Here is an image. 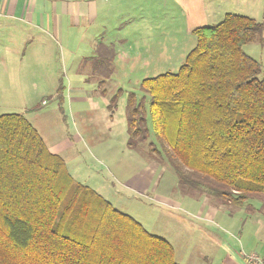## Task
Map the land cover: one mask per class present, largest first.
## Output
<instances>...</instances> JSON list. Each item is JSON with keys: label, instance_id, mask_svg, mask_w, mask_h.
<instances>
[{"label": "trees", "instance_id": "trees-1", "mask_svg": "<svg viewBox=\"0 0 264 264\" xmlns=\"http://www.w3.org/2000/svg\"><path fill=\"white\" fill-rule=\"evenodd\" d=\"M263 32L235 14L193 29L178 71L146 78L142 97L128 96L127 147L164 154L180 184L208 178L235 205L264 194V80L243 52ZM113 58L102 42L91 57L109 75ZM0 264L177 263L167 240L75 182L25 116L9 113L0 115Z\"/></svg>", "mask_w": 264, "mask_h": 264}, {"label": "rangeland", "instance_id": "rangeland-1", "mask_svg": "<svg viewBox=\"0 0 264 264\" xmlns=\"http://www.w3.org/2000/svg\"><path fill=\"white\" fill-rule=\"evenodd\" d=\"M51 1L57 3V14L68 25L63 28L61 39L57 37L50 47L58 83L50 84L42 79L29 81L26 79L29 75L25 74L23 80L14 81L9 74H0V115L25 116L44 141L51 133H57L58 139L68 137L67 132L73 135L72 116L80 115L86 123L90 122L93 134H99L95 153L89 157L86 140L79 139L77 143L73 135L78 154L70 151L64 157L74 164L88 157L86 164L78 166L84 169L81 174L86 178L80 177L78 168L71 169L70 165L67 172L75 182L94 190L113 208L133 217L147 232L167 240L177 263L219 264L223 251L224 255L246 256L256 248L258 252L259 247L264 254V206L257 198L264 204V194L249 200L256 211L248 210L245 205L239 207L224 198L222 193L226 189L218 183L192 175L187 184H180L164 154L160 158L146 153V148L139 145L131 150L126 145V100L130 94H135L137 99L142 97V80L165 72L174 74L184 63L196 44L191 28L200 26L191 21V13L177 0ZM83 3H90L93 11L98 7L93 22L81 14L62 15L60 8L64 5H72L74 9ZM258 6L256 11L241 6L217 7L205 26L218 24L225 14L247 16L264 25V2ZM93 37L98 42L111 44L114 49L113 74L93 71L95 60L91 57L95 50L91 54L88 47ZM243 52L260 64L258 78L264 80V32L243 46ZM70 75L80 80L88 78L91 82L108 80L96 85L77 83L81 89L68 90L65 84ZM115 95H118L115 107L107 108ZM88 99L97 102L99 107L91 108ZM71 100L74 102L69 108ZM132 156L144 159L136 162ZM192 196L194 200L187 204L206 206L202 218L186 213L193 210L186 205ZM178 203L183 207L179 208ZM212 208L216 214L209 223L205 216Z\"/></svg>", "mask_w": 264, "mask_h": 264}, {"label": "crops", "instance_id": "crops-1", "mask_svg": "<svg viewBox=\"0 0 264 264\" xmlns=\"http://www.w3.org/2000/svg\"><path fill=\"white\" fill-rule=\"evenodd\" d=\"M182 4L188 12L191 13L190 19L192 22L200 25L199 27H204L205 23L213 16L215 9L220 6H229L233 8L242 7L244 9H250L256 11L258 9V4L264 2V0H177ZM101 8V7H99ZM62 15L73 16L81 14V17L85 18L87 21L93 22L98 14V7L96 10H92L90 3H83L80 8L72 5H64L60 8ZM73 9V10H72ZM51 13L53 16H51ZM48 15V16H47ZM75 21V20H74ZM67 25L64 19L57 14V3L55 1L49 2V0H0V74H9L10 78L15 80H23V74L29 75L26 77L27 80L36 81L42 79L50 84L58 83L56 78L55 70L52 67V53L50 52V47L52 42H56V38L61 39L63 28ZM68 26V25H67ZM194 27L191 28V31ZM78 41H83L78 40ZM99 39L93 37L88 42V47L91 49V54L95 50V46L99 43ZM106 47L112 49L111 44L102 42ZM114 51V58H115ZM71 53L69 54V57ZM86 57V56H85ZM83 57V59L85 58ZM113 58V60H114ZM113 60L110 64L112 68V74L114 72ZM84 61V60H83ZM96 63L93 64L92 68L94 72ZM107 70L105 67H101L98 73L106 75ZM105 72V74H103ZM166 73V72H165ZM20 78V79H19ZM101 80V79H100ZM91 82L88 78L77 79L74 75H70L66 81L68 90H79L81 89L77 83H94L96 85L102 83V81L108 80L107 78H102L101 81ZM73 85V86H72ZM66 87V86H65ZM85 88V87H84ZM104 95V94H103ZM89 105L91 108H98L99 105L97 102H94L92 99H88ZM105 101V99H104ZM74 101H69V108L72 107ZM106 102V101H105ZM109 104V101H108ZM108 104L106 106H108ZM90 117H93L94 114L87 113ZM73 120V129H74V138L77 143L80 141L86 140V147L89 149V157L92 153H95L96 146L95 143L99 134L94 135L91 131L88 123L80 115L72 116ZM78 121V124H77ZM68 137H61L58 139L57 133H51L49 139L44 141L47 149L53 153L59 155L65 162L66 168L69 170V165L71 169L78 168L79 165L86 164L88 157L83 160L80 158L79 164H74L67 161L64 157H68L67 152L72 151L73 153L78 154L77 146H75L73 141V135L67 132ZM87 133V135H85ZM70 134V135H69ZM127 134V132H126ZM56 138L57 140H53ZM127 143V141H126ZM131 150V149H130ZM133 153V152H132ZM131 153V154H132ZM130 154V155H131ZM136 162H141L143 157H133ZM82 168V167H80ZM81 171L84 169L78 168V175L84 177L81 174ZM73 178V177H72ZM86 178V177H84ZM83 178V179H84ZM194 196L187 198L186 205L193 208L191 212L186 211L195 215L197 218H202L205 213L203 209L206 208L205 204L194 205L187 204L191 202ZM199 199V197H197ZM259 199V203L264 206L263 201ZM251 198L245 200L242 205H237L243 207L244 205L247 209L255 210V206L249 202ZM164 201V200H162ZM184 204V202H182ZM182 203H178V207H183ZM177 204V202H176ZM175 204V205H176ZM260 205V207H261ZM256 211V210H255ZM126 214V213H125ZM216 214V209L212 208L207 211L205 220L209 223L214 221ZM128 215V214H127ZM131 217L130 215H128ZM133 218V217H131ZM134 219V218H133ZM135 220V219H134ZM136 221V220H135ZM139 223V222H138ZM140 224V223H139ZM221 226V225H220ZM225 227V226H223ZM227 233V231H226ZM257 249V248H256ZM255 249V250H256ZM252 250L250 253H255L264 259V254H261L260 247L258 252ZM257 251V250H256ZM248 253V254H250ZM264 253V252H263ZM175 254V252H174ZM224 251L221 253V260L219 264H248L244 259L245 256H242L241 253L236 256L224 255ZM247 255V254H246ZM177 263V262H176ZM179 264V263H177Z\"/></svg>", "mask_w": 264, "mask_h": 264}, {"label": "built area", "instance_id": "built-area-1", "mask_svg": "<svg viewBox=\"0 0 264 264\" xmlns=\"http://www.w3.org/2000/svg\"><path fill=\"white\" fill-rule=\"evenodd\" d=\"M245 259L249 264H264V259H262L260 256H258L255 253L246 255Z\"/></svg>", "mask_w": 264, "mask_h": 264}]
</instances>
